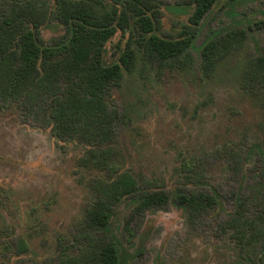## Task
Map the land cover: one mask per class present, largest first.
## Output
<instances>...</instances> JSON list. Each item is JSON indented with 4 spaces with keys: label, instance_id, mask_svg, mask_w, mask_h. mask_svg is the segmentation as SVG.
Instances as JSON below:
<instances>
[{
    "label": "rangeland",
    "instance_id": "rangeland-1",
    "mask_svg": "<svg viewBox=\"0 0 264 264\" xmlns=\"http://www.w3.org/2000/svg\"><path fill=\"white\" fill-rule=\"evenodd\" d=\"M14 1L0 0V14ZM152 1L155 34L179 37L192 12L190 0ZM234 30L245 32L234 35L239 45L204 75L203 45ZM63 32L59 22L39 28L48 45ZM194 32L185 66L144 60L139 47L133 71L108 86L112 128L94 145L53 136L45 98L0 100V264H61L67 248L78 264H99L89 259L87 238L99 244L110 236L119 245L118 264H264L260 243L240 251L231 229L222 230L237 199L245 202L242 213L264 227V111L255 93L264 87H242L246 61L264 52V0H216ZM128 38V30H116L107 39L103 65L119 62ZM92 147L113 150L117 170H127L141 191L159 185L165 193L200 192L215 201L189 223L175 201L139 209L124 198L112 204L104 232L90 228L84 212L98 197L91 182L113 176L79 164Z\"/></svg>",
    "mask_w": 264,
    "mask_h": 264
},
{
    "label": "trees",
    "instance_id": "trees-1",
    "mask_svg": "<svg viewBox=\"0 0 264 264\" xmlns=\"http://www.w3.org/2000/svg\"><path fill=\"white\" fill-rule=\"evenodd\" d=\"M215 1L190 0L192 12L187 24L183 25L179 37L168 39L154 32L158 29V9L152 0L105 3L102 0H16L5 14H0V100L13 98L24 102L27 95L31 99L40 97L42 103L45 98L48 126L53 136L59 140L76 136L79 141L94 145L108 138L112 128L105 99L108 86L118 84L124 71H133L139 47L144 60L187 65L194 31ZM48 22H59L64 27L63 34L50 45L39 36V28ZM116 30H128L133 39H126L118 63L105 66L101 62V51ZM236 34L243 38L245 32L234 30L221 40L211 38L203 45L200 68L204 75L213 71L235 44L239 45ZM243 77L244 88L264 87V52L246 61ZM60 84L64 85L63 90L59 89ZM37 87L41 94L34 96ZM255 93L264 111V90ZM79 162L82 166L113 174L108 180L97 178L91 182L98 197L84 212L83 223L90 228L106 230L113 214L112 204L124 198L134 201L139 209L175 201L185 208L189 223L215 201L213 195L200 192L165 193L159 185L139 190L127 170H117L116 154L108 147L88 148ZM244 204L237 199L239 207L222 230L231 229L230 236L240 251L260 243L264 254L263 224L242 213ZM87 246L90 260L99 264L119 263V245L113 237L99 244L88 237ZM24 249L25 242L20 240L19 250ZM64 253L61 264H78L79 257Z\"/></svg>",
    "mask_w": 264,
    "mask_h": 264
}]
</instances>
